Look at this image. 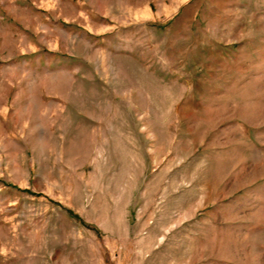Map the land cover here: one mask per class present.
<instances>
[{"label": "rangeland", "instance_id": "1", "mask_svg": "<svg viewBox=\"0 0 264 264\" xmlns=\"http://www.w3.org/2000/svg\"><path fill=\"white\" fill-rule=\"evenodd\" d=\"M0 264H264V0H0Z\"/></svg>", "mask_w": 264, "mask_h": 264}]
</instances>
